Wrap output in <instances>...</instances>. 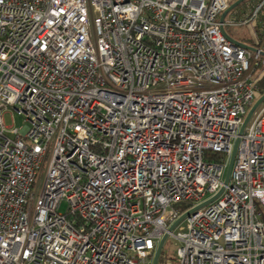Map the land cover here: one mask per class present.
Here are the masks:
<instances>
[{"label": "built area", "instance_id": "built-area-1", "mask_svg": "<svg viewBox=\"0 0 264 264\" xmlns=\"http://www.w3.org/2000/svg\"><path fill=\"white\" fill-rule=\"evenodd\" d=\"M236 1L0 0V264H153L166 234L175 264H264V26L226 33L264 0Z\"/></svg>", "mask_w": 264, "mask_h": 264}, {"label": "rangeland", "instance_id": "rangeland-1", "mask_svg": "<svg viewBox=\"0 0 264 264\" xmlns=\"http://www.w3.org/2000/svg\"><path fill=\"white\" fill-rule=\"evenodd\" d=\"M246 6L247 3L245 2L241 3L238 7H236L229 13L227 18H231L235 16L238 18H246L245 16V13L247 12ZM263 26L264 23L262 18H258L256 22L253 21L250 24H245L238 27H226V33L233 40L243 43L250 48H255V46H257L256 41L258 40V37L255 35L254 32L260 30ZM262 71L264 72V67ZM5 123L8 127H16L20 129L26 125L24 119L18 116V114L16 113H14V115L11 113L6 114ZM61 211L62 212L66 211L65 204L62 206ZM185 227H186V221L184 219L176 227L175 229L176 233L182 231ZM179 246L180 244L174 241L172 237H169L165 243L163 251L169 255L170 259H172L171 261L173 264H175L176 253Z\"/></svg>", "mask_w": 264, "mask_h": 264}, {"label": "water", "instance_id": "water-1", "mask_svg": "<svg viewBox=\"0 0 264 264\" xmlns=\"http://www.w3.org/2000/svg\"><path fill=\"white\" fill-rule=\"evenodd\" d=\"M245 0H237L235 3H233L229 9L223 14L222 16V20L225 19V17L228 15L229 12H231L233 9H235L236 7H238L241 3H243ZM228 38L235 44H239V42L237 41H234L233 39H231L229 36ZM264 102V95L261 96L257 101L256 103L251 107V109L249 110L244 122H243V125L241 127V130H240V133H239V136L243 135L248 123L250 122L253 114L255 113V111L257 110V108ZM238 145H239V138L236 140L235 142V146H234V150H233V153H232V156L230 158V161H229V165H228V169H227V173H226V177H225V181H224V186L221 188V190L219 191V193L217 195H215L214 197H212L211 199L207 200L206 202L202 203L201 205L197 206L194 210H198L200 208H203L207 205H209L210 203H212L213 201H215L221 194L222 192L224 191V187L225 185L228 184L229 180H230V175H231V171H232V167H233V164H234V159H235V156H236V152H237V148H238ZM192 211L188 212L186 215H183L176 223H174L170 229H169V233L170 232H173V230H175V228L179 225V223L181 221H183L188 215L191 214ZM169 237V234H166L164 236V238L161 240V242L159 243L157 249H156V252H155V256H154V261H153V264H159V260H160V257H161V254L163 252V249H164V246H165V243L167 241Z\"/></svg>", "mask_w": 264, "mask_h": 264}, {"label": "trees", "instance_id": "trees-1", "mask_svg": "<svg viewBox=\"0 0 264 264\" xmlns=\"http://www.w3.org/2000/svg\"><path fill=\"white\" fill-rule=\"evenodd\" d=\"M264 67V61L261 63L260 66H258L255 70V76L258 78V87H259V93L260 97L264 95V72L262 71ZM187 209V206H183V211ZM165 252H162V255L159 260V264H162L163 256Z\"/></svg>", "mask_w": 264, "mask_h": 264}]
</instances>
